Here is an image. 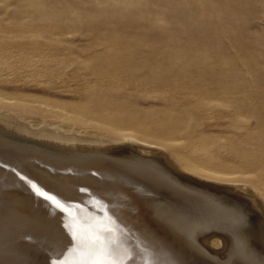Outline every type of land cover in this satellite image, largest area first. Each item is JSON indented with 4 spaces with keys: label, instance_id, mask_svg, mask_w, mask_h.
Wrapping results in <instances>:
<instances>
[{
    "label": "rangeland",
    "instance_id": "obj_1",
    "mask_svg": "<svg viewBox=\"0 0 264 264\" xmlns=\"http://www.w3.org/2000/svg\"><path fill=\"white\" fill-rule=\"evenodd\" d=\"M4 115L35 133L9 128L18 135L73 149L68 157L0 138L2 150L23 154L29 164L39 161L59 173L53 164L76 169L100 159L105 164L91 178L96 184L116 169L114 157L160 159L179 176L238 192L248 199L251 220L264 224V0H0ZM128 171L150 188L145 203L171 201L172 215H180L169 214L170 224L192 210L174 188ZM61 175L64 189L85 191L67 171ZM107 191L120 193L117 187ZM6 197L9 208L0 203L1 234L10 230L13 244L26 246L51 235L40 222L13 219L9 210L18 202ZM155 219L161 233L174 230ZM216 231L201 245L187 234L172 237L174 248L166 253L181 248L185 255L198 254L203 264H242L227 260V238ZM47 256L36 264H50ZM7 257L0 256V264L14 263Z\"/></svg>",
    "mask_w": 264,
    "mask_h": 264
},
{
    "label": "bare ground",
    "instance_id": "obj_2",
    "mask_svg": "<svg viewBox=\"0 0 264 264\" xmlns=\"http://www.w3.org/2000/svg\"><path fill=\"white\" fill-rule=\"evenodd\" d=\"M0 122L8 127L5 129L0 125V138L10 145L17 147L23 142L33 143L50 152L68 154V157L69 152L73 150L70 146L63 147L53 142H37V140L35 142L22 136L21 133L20 136L16 134L17 132L10 131L9 128H14L27 135L35 134L25 124L19 123L11 116H0ZM42 133L52 138L63 139L60 134L59 136L45 130ZM5 151L0 148V191L3 197L0 200L1 207L6 210L9 208L10 201L6 196L12 195L18 203L9 210L10 216L22 223L40 222L47 226L51 234L42 236L43 242L39 245L28 244L29 246H26L13 244L12 231H2V234L0 232V256L8 255L9 260L15 264H36L39 257L44 255L52 259L50 264H203L204 261L200 263L202 257L198 254L185 255L183 253L185 249L183 251H180L181 248L176 249L172 254L166 252L173 246L172 237L187 234L188 239L201 245L202 238L216 229L224 233L221 235L225 236V240L227 238L224 249L227 253V260L236 259L242 264L264 263V224L251 220V209L246 201L248 199L240 198L235 194L238 192L234 190L215 187L217 185L213 187L200 181H194L190 177L179 176L167 170L160 159L144 160L131 153L118 154L121 157H114L118 164L116 169L106 174L102 182L93 184L91 178L95 175V168L105 164L104 161H99V158L98 161L92 159L94 161L85 162L83 166H80L81 168L76 167V169L75 167L66 168L67 164L62 162L57 163V166L53 164L52 168L59 170V173H56L51 168L55 172L53 173L49 172L50 169L47 171L48 167L45 168L39 161H35L36 164H29L28 160L22 159L23 154L19 153L20 159L17 155L11 154V151L6 149ZM51 159L54 158L51 156ZM128 169L133 172L148 173L163 184L174 188L177 196H183L190 202L189 206L192 210L181 216V221H172L170 224L168 215H172L169 210L171 201L166 199L165 201L161 197L155 199L151 205L147 204L148 202L145 203L144 191L150 188L146 186L147 183L146 185L139 184ZM66 171L79 185L81 183L86 185L85 191L72 186V188L66 186L67 190L64 189L65 186L61 185L59 176ZM89 181L90 186H88ZM111 187H117L120 193L110 192L108 194L107 190ZM12 204H14L13 201ZM177 208L178 211L179 207ZM178 213H174L176 217L180 215ZM156 216L163 224L173 226L174 230L170 233L158 231L152 222L156 220ZM15 223L17 222L13 224ZM35 235L38 236V234ZM42 260L45 261V259ZM38 264L41 263L38 262Z\"/></svg>",
    "mask_w": 264,
    "mask_h": 264
}]
</instances>
